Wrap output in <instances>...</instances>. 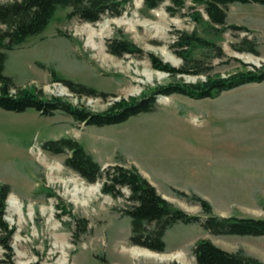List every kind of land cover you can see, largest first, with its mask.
<instances>
[{
	"label": "rangeland",
	"instance_id": "obj_1",
	"mask_svg": "<svg viewBox=\"0 0 264 264\" xmlns=\"http://www.w3.org/2000/svg\"><path fill=\"white\" fill-rule=\"evenodd\" d=\"M7 1L0 0V4ZM182 1L185 8L170 15L166 8L171 0L154 10L144 8L142 0H132L121 16H104L95 24L69 20L68 10L59 9L40 35L6 53L3 73L19 88L40 90L44 99L58 97L93 113H104L113 102L139 101L170 83L194 84L208 76L226 79L264 68V5H229L227 26L247 31L214 35L203 6ZM191 8L200 14L198 23L189 17ZM177 31L195 32L215 43L224 57L215 58L214 52L195 48L192 56L201 63L202 73L173 78L154 70L147 54L175 69L185 66L170 47ZM114 36L125 37L143 55H110L106 42ZM243 39L255 42L258 56L234 49ZM51 70L57 78L109 97L76 96L53 82ZM63 137L77 141L102 171L114 165L134 166L148 176L164 200L189 215L204 218L197 203L173 190L188 199L197 196L207 201L214 216L264 219V82L199 100L158 95L151 112L101 128L77 124L60 112L45 117L33 109L23 113L0 110V186L10 190L3 219L15 228L10 242L15 264H197L193 247L200 239L264 264V236H214L200 224H174L165 233L162 253L132 245L130 220L124 215L130 205L128 189H121L122 198L104 195V175L88 183L64 165L67 154L54 155L41 148L43 142ZM9 197L14 206L8 205ZM79 220L87 223L84 232L78 229ZM135 249L177 255L178 259L159 263L136 257ZM4 254L0 248V264L8 261Z\"/></svg>",
	"mask_w": 264,
	"mask_h": 264
},
{
	"label": "trees",
	"instance_id": "obj_2",
	"mask_svg": "<svg viewBox=\"0 0 264 264\" xmlns=\"http://www.w3.org/2000/svg\"><path fill=\"white\" fill-rule=\"evenodd\" d=\"M132 0H8L0 4V110L13 113H23L27 109H33L41 116L53 117L57 112L72 118L77 124L89 127H106L120 124L129 117L139 113L151 112L154 108L155 98L158 95L168 96L179 94L190 99L199 100L215 98L221 92L250 84L264 82V68H252L232 75L226 79L207 77L204 82L194 84L170 83L158 87L150 96L139 101L121 99L113 102L104 113H93L85 108L72 105L61 98L52 97L44 99L41 91H29L17 87L13 80L4 75V63L6 53L21 45L26 39L40 35L49 25L57 10H68L66 18L78 19L81 22L95 24L104 16L119 17L125 11V6ZM164 0H142L144 8L157 9ZM194 5L203 6L205 15L210 24L209 30L218 35L226 30L247 31L246 28L227 26L226 8L233 3H256L264 5V0H192ZM185 8L182 0H171V6L166 8L170 15H175ZM190 19L198 23L200 14L195 8H191ZM173 52L184 61L183 67L175 69L163 63L153 54H147L151 67L154 70L168 73L175 78L177 75L194 74L203 72L201 63L193 58L195 48L206 49L214 52L215 58L224 57L220 46L197 36L195 32L187 33L177 31L170 45ZM106 48L110 55L121 58L125 55L142 56L143 51L128 41L125 37L114 36L107 40ZM237 52H246L258 56L255 42L243 39L239 46H235ZM191 67L194 71H190ZM53 82L65 86L71 93L79 97H101L106 99L108 94L85 85L74 83L70 80L57 78L53 70L50 71ZM14 91L12 94L11 91ZM41 148L54 155L67 154L64 165L81 176L88 183H95L103 177L101 193L113 198L124 197L122 188H127L129 195L126 201L130 203L124 210V215L130 220L129 242L132 245L145 248L150 252L162 253L166 244L165 233L176 223L200 224L204 231L214 236H237V237H261L264 236V219L218 217L212 215L210 204L197 197L188 199L183 192L173 190L182 198L197 203L204 215L201 217L189 215L174 207L164 200L156 189L144 179L133 166L125 168L121 165L108 166L102 171V167L86 152L75 140L60 138L47 140L41 144ZM104 173V174H103ZM10 193L7 186H0V248L5 251L8 258L4 264H15L11 259V238L15 228L9 226L3 219L6 208V199ZM86 222L79 220L78 229L85 231ZM193 256L197 264H263L255 258L246 256L242 252L229 253L215 246L208 239H200L195 242ZM107 264V263H101Z\"/></svg>",
	"mask_w": 264,
	"mask_h": 264
},
{
	"label": "bare ground",
	"instance_id": "obj_3",
	"mask_svg": "<svg viewBox=\"0 0 264 264\" xmlns=\"http://www.w3.org/2000/svg\"><path fill=\"white\" fill-rule=\"evenodd\" d=\"M159 77H162L163 75L162 74H160V75H158ZM96 191H98L97 189H96ZM14 199H12V197H9L8 198V205L9 206H14L16 203H15V201H13ZM81 205V204H80ZM132 254L133 255H135L136 257L138 256V255H142V256H145V258H147V259H150V260H157V262H159V263H162V262H165L167 259H176L177 257V255L176 256H169V255H156V254H153V253H150V252H147V251H140V250H138V249H135V250H133L132 251ZM178 259V258H177Z\"/></svg>",
	"mask_w": 264,
	"mask_h": 264
},
{
	"label": "crops",
	"instance_id": "obj_4",
	"mask_svg": "<svg viewBox=\"0 0 264 264\" xmlns=\"http://www.w3.org/2000/svg\"><path fill=\"white\" fill-rule=\"evenodd\" d=\"M141 174V173H140ZM142 175V177L144 178V179H146L151 185H153L155 188H156V190L158 191V188L154 185V183L153 182H151L150 180H148V176H144L143 174H141ZM167 188H173V189H176V188H174V187H172L171 185H167ZM166 188V189H167ZM158 193H159V191H158Z\"/></svg>",
	"mask_w": 264,
	"mask_h": 264
}]
</instances>
